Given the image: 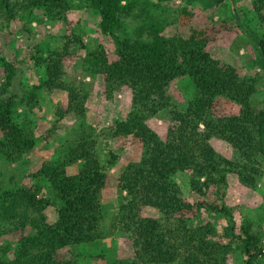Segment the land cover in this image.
I'll return each instance as SVG.
<instances>
[{"label": "trees", "instance_id": "obj_1", "mask_svg": "<svg viewBox=\"0 0 264 264\" xmlns=\"http://www.w3.org/2000/svg\"><path fill=\"white\" fill-rule=\"evenodd\" d=\"M80 1L98 15L103 34L115 39L114 60L103 47L87 50L77 25L68 21L74 0H0V31L23 17L32 20L36 12L67 26L57 48L37 51L40 56L32 58L45 69L39 87L68 95L67 104L54 112V127L70 115L86 112L88 95L65 80L66 62L77 58V50L86 51L84 70L101 81L104 100L113 101L124 89L131 92V110L110 128V134L131 138L141 156L118 179L125 197L110 233L124 234L133 255L107 264H229L235 252L245 264H258L264 251L261 238L249 226H237L235 211L225 199L229 174L252 189L264 177V109L253 103L262 79L241 78L233 66L208 52L209 44L226 28L222 24L185 9L182 23L189 30L188 38L167 35L166 24L153 19L128 34L125 20L140 19L144 12L137 13V1L127 0L125 5L126 0ZM202 3L207 8L215 5L210 0ZM252 7L259 32L248 34L259 55L256 65L264 71V0H253ZM16 75L15 64L4 65L0 155L10 164L27 157L38 140L31 120L21 124L16 120V98L9 91ZM182 77L195 85L194 96L184 108L170 92L172 83ZM35 99L33 92L30 106ZM162 112H169L171 119L165 138L150 125ZM214 139L231 146V159L215 150ZM97 148L96 138L80 136L60 162L45 163L33 174L36 181L0 192V226L11 223L16 230H26L13 259L7 256L8 247L0 248V264H75L74 247L104 238L103 194L111 184L108 166L114 165L116 156L106 166ZM73 166L78 169L70 175L68 168ZM180 174L189 176L191 191L198 196L195 201L186 198L176 182ZM40 179L47 181L53 198L43 194ZM210 190L215 192V202L205 198ZM49 207L57 211L54 224L44 214ZM202 211L226 219V226L196 225Z\"/></svg>", "mask_w": 264, "mask_h": 264}, {"label": "rangeland", "instance_id": "obj_2", "mask_svg": "<svg viewBox=\"0 0 264 264\" xmlns=\"http://www.w3.org/2000/svg\"><path fill=\"white\" fill-rule=\"evenodd\" d=\"M135 1L139 5L137 13L141 10L144 12L140 19L132 17L125 20V30L128 34L153 19L166 24L167 35L188 38L189 30L182 23L185 9L209 19L213 24L224 25L226 28L209 44L208 52L215 59L233 66L241 78L262 79L253 103L256 108L264 109V71L256 65L258 52L248 34L259 32L252 7L253 0H210L215 5L208 8L203 5V0ZM126 2L127 0L123 4ZM74 4L68 21L71 25H77L78 34L82 37L87 50L103 47L110 60H114L115 39L103 34L98 15L90 9H85L80 0H74ZM67 29L64 22H51L42 12H36L32 20L23 17L20 22L12 23L0 31V84L5 79L4 65L15 64L17 75L9 91L10 95L16 98V120L20 124L26 119L31 120L38 138L34 150L17 164L8 163L0 155V192L36 181L33 174L45 163L60 162L72 143L80 136L96 138L97 153L104 165H108L112 155L116 156L114 165L108 166L111 184L103 194L105 236L94 243L74 247L73 254L75 264H107L108 261L121 260L133 255V248L127 237L121 233L111 234L110 227L125 197V193L118 189V179L129 163L140 159L141 149L131 138L111 136L110 128L117 121H123L131 110V92L124 89L113 101L104 100L101 97V81L91 78L84 70L82 59L86 55L85 50H77V58L66 62L65 80L88 95L86 112L83 116L70 115L54 127L56 125L54 112L58 106L67 104L68 95L64 91L48 92L39 87V82L46 78L45 69L42 65L36 66L32 58L35 55L40 56L36 54L37 51L46 53L50 48H57ZM117 36L120 37V34ZM36 87L39 89H35ZM33 92L36 99L30 106L29 98ZM170 92L174 102L184 108L194 96L195 85L188 77L178 78L172 83ZM150 125L165 138L171 126L169 112L158 114L151 120ZM212 145L220 155L232 158V148L228 143L214 139ZM77 169L78 166L69 167L68 174H74ZM175 180L180 184L186 198L192 202L198 199L191 191L190 178L187 174H180ZM37 182L43 188V194L53 198L47 181L40 179ZM205 198L211 202L217 199L213 190H210ZM225 203L235 211L237 226H249L251 232L261 238L264 246V177L256 188L252 189L242 185L237 175L229 174ZM44 214L50 224L56 222V208L49 207ZM206 222L214 223L219 229L227 224L226 219L202 211L195 224L202 225ZM0 231L2 232L0 248L8 247L7 256L13 259L17 253L20 236L26 230H16L13 224L5 223L0 226ZM229 264H245V259L235 252ZM258 264H264V251L258 259Z\"/></svg>", "mask_w": 264, "mask_h": 264}]
</instances>
